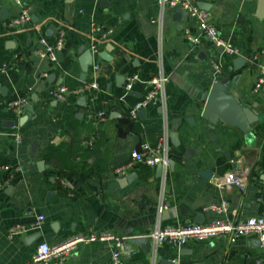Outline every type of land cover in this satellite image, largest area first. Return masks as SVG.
I'll use <instances>...</instances> for the list:
<instances>
[{
    "label": "crops",
    "instance_id": "0c3cea01",
    "mask_svg": "<svg viewBox=\"0 0 264 264\" xmlns=\"http://www.w3.org/2000/svg\"><path fill=\"white\" fill-rule=\"evenodd\" d=\"M196 2L205 3L210 22L236 55L206 40L188 42L184 13L177 19L178 10L167 6L160 19L157 0H0V68L7 66L0 73V164L10 167L0 170V264H50L33 259L40 242L56 246L88 234L122 238L123 264H264L256 234L156 248L147 236L156 223L178 227L264 217V84L253 91L264 63V18L256 17V0ZM22 9L30 21L9 26ZM90 23L112 32L106 37L90 32ZM59 31L64 41L55 61L41 58L39 39L53 43ZM87 50L91 59L84 70ZM236 58L244 64L235 71ZM159 73L166 77L165 101L131 120L129 107L147 91L145 81ZM132 74L140 80L126 94L124 80ZM219 81H229V93L258 114L251 144L238 128L219 121L209 125L202 118L208 91ZM91 82L97 88L84 89ZM59 86L67 89L62 99L52 93ZM15 99H26L22 114L8 107ZM100 109L105 119L94 124L88 116ZM164 127L172 166L161 165L159 171L158 164H136L123 176L113 173L134 148L156 145ZM170 132L178 143L172 144ZM228 172L243 178L242 189L214 182ZM202 173L209 174L207 180ZM220 201L228 214L207 208ZM160 203L166 214L158 213ZM39 214L44 217L39 227L9 234ZM111 250L110 242H79L54 262L109 264Z\"/></svg>",
    "mask_w": 264,
    "mask_h": 264
},
{
    "label": "built area",
    "instance_id": "2783aa9c",
    "mask_svg": "<svg viewBox=\"0 0 264 264\" xmlns=\"http://www.w3.org/2000/svg\"><path fill=\"white\" fill-rule=\"evenodd\" d=\"M159 18L163 14L165 7L177 9L183 12L188 19V24L184 27V36L188 42L193 45H199L203 40L208 41L213 47L221 48L222 52L230 55H236L238 50L228 41L224 40L210 20V14L197 6L196 0H157ZM30 21V15L26 9H22L20 14L10 20L9 26H20ZM193 26L198 29L194 32ZM90 32L100 33L103 37L108 36L112 31L105 29L103 26L90 23ZM64 41L63 31H59L55 36L53 43H48L44 37L39 39L40 47L36 50L37 54L41 58H47L50 61H55L56 52L62 49ZM93 52H97L95 45L91 46ZM7 66L3 65L0 68V73L5 72ZM260 74L253 86V91L259 90L264 84V63L260 64ZM45 76V75H44ZM137 74L129 75L125 78L123 89L126 94L132 92L133 85L139 81ZM166 77L163 73H159L145 81L147 85V91L138 98L133 105L129 107L128 117L131 120H137L138 114L141 110H144L149 105H155L158 102H164V84ZM97 84L94 82L89 83L84 89H96ZM67 89L64 86H59L52 93L58 98L64 97ZM26 99H15L9 102L8 107L13 113L22 114L26 108ZM162 106V105H159ZM88 118L94 124H99L105 119V112L100 109L95 113H91ZM94 142V138L87 139L84 143L87 146H91ZM168 147V133L166 127L163 129L160 140L156 145L151 146L148 143H143L137 148H134L130 153V158L124 164L117 166L113 169V173L116 176H123L129 172L136 164H143L153 167L160 164L164 167L168 165L167 156ZM9 165L0 164V170H9ZM214 182L218 186H234L235 188L242 189L243 178L236 176L232 172H228L223 176L214 179ZM166 206L160 203L157 207L158 213H161ZM210 211L217 215L228 214L227 204L225 202H218L211 204L207 207ZM43 215L36 216L35 221L30 225H16L9 229V234H13L17 231H27L36 229L43 221ZM256 234L259 244L264 248V217L255 216L249 217L243 220L229 221L227 219L215 218L206 223H194L189 225H183L178 227H164L160 223H156L152 231L147 235L152 243V246L156 248L158 244L166 243L177 247L183 246L189 240H202L214 237L216 235H224L229 241H234L246 234ZM84 241H102L110 242L112 250L110 253L109 264H123V242L122 238L111 234H88L61 243L56 246H50L46 242H40L36 248L34 254V261H48L50 264H55L54 261L63 258L68 255L75 244Z\"/></svg>",
    "mask_w": 264,
    "mask_h": 264
},
{
    "label": "water",
    "instance_id": "95a60500",
    "mask_svg": "<svg viewBox=\"0 0 264 264\" xmlns=\"http://www.w3.org/2000/svg\"><path fill=\"white\" fill-rule=\"evenodd\" d=\"M72 0H66V2H71ZM197 6L203 10H207L205 3L196 2ZM256 17L264 18V0H256ZM174 16L180 17V11L174 13ZM219 51H222L221 48H217ZM110 50V46H106L105 50L99 53V56L102 58H107V53ZM90 52L89 50L85 51L82 54V66L84 70H86L87 66L90 64ZM244 64V60L242 58H236L233 61L234 70L240 69ZM238 75H236L233 79L236 81ZM117 82L120 84L123 78L121 76L116 78ZM230 83L229 81H219L214 82L207 94L204 107L202 109V118L205 119L209 125H215L216 122H222L225 125L238 128L243 134L244 139L247 144L252 143L253 135V124L256 123L259 118L258 114L255 110L249 109L248 107L242 105L240 101L231 93H229ZM144 110H141L142 113ZM28 118V114L23 115L19 118V124L22 123ZM12 125V122H11ZM170 140L172 144L176 141V133L170 132L169 134ZM178 143V142H176ZM169 166H172L173 163L171 161L168 162ZM44 165L43 161H40L37 166L40 170ZM161 165H157V170L160 171ZM201 176L204 179H208L209 174L202 173ZM166 214V212H162ZM134 243L142 242L141 240H133ZM125 250L129 251L130 247L128 245L125 246Z\"/></svg>",
    "mask_w": 264,
    "mask_h": 264
}]
</instances>
